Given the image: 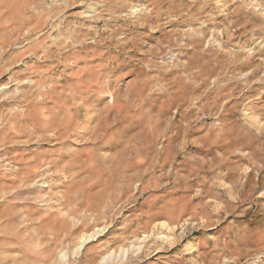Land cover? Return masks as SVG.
I'll return each instance as SVG.
<instances>
[{"label":"rangeland","instance_id":"374dc122","mask_svg":"<svg viewBox=\"0 0 264 264\" xmlns=\"http://www.w3.org/2000/svg\"><path fill=\"white\" fill-rule=\"evenodd\" d=\"M0 264H264V0H0Z\"/></svg>","mask_w":264,"mask_h":264}]
</instances>
